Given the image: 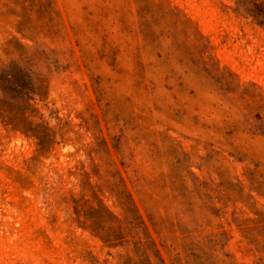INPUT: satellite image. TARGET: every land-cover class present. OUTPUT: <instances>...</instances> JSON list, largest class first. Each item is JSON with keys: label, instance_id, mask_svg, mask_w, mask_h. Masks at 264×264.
I'll list each match as a JSON object with an SVG mask.
<instances>
[{"label": "rangeland", "instance_id": "rangeland-1", "mask_svg": "<svg viewBox=\"0 0 264 264\" xmlns=\"http://www.w3.org/2000/svg\"><path fill=\"white\" fill-rule=\"evenodd\" d=\"M240 1L0 0V76L51 136L0 118V264H121L87 215L124 220L125 194L167 264H264V27Z\"/></svg>", "mask_w": 264, "mask_h": 264}, {"label": "trees", "instance_id": "trees-1", "mask_svg": "<svg viewBox=\"0 0 264 264\" xmlns=\"http://www.w3.org/2000/svg\"><path fill=\"white\" fill-rule=\"evenodd\" d=\"M240 3L244 4V11L253 17L259 25L264 27V0L261 2H248L245 0L244 2L240 1ZM0 82L4 93L0 98V114H2L0 118L23 134L39 141L41 149H46L51 136L46 132L48 130L47 127L42 123H36L32 119V98L28 91H25L26 88L23 85H18L15 80L4 74L0 76ZM28 88L32 93V89ZM10 93L16 96L7 99L6 96ZM243 93L245 94L246 92ZM252 97L257 98L255 95H252ZM258 119L262 120L259 132L264 134V119L261 115ZM121 205L126 213L124 220H121L103 204H100L98 207L90 206L88 209L89 215H87L88 221L91 222L89 228L109 248L131 247L129 251H126V254L122 255L121 264H167L156 242L149 235L146 224L132 197L125 194ZM79 208H76L78 214L80 213V210L78 211ZM103 220L107 221V227H100ZM99 228L101 229V233L96 231Z\"/></svg>", "mask_w": 264, "mask_h": 264}]
</instances>
